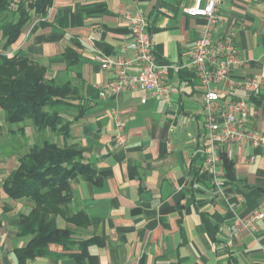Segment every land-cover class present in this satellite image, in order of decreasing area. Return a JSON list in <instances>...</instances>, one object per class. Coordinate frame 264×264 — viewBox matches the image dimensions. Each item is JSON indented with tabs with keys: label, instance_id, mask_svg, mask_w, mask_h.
Here are the masks:
<instances>
[{
	"label": "crops",
	"instance_id": "crops-1",
	"mask_svg": "<svg viewBox=\"0 0 264 264\" xmlns=\"http://www.w3.org/2000/svg\"><path fill=\"white\" fill-rule=\"evenodd\" d=\"M193 2L50 0L45 15L31 16L5 52L44 67L46 79L69 83L75 90L72 97L86 109L71 125L69 137H55L54 143L81 151L94 172L92 181L77 173L70 177V210L83 212L89 220L76 234L102 241L88 247L94 264H264V149L230 145V179L223 159L212 174L196 152L205 131V101L204 88L189 65L203 24L201 17L184 12ZM133 10L147 20L157 64L168 66V103L143 92L99 97L100 85L112 73L101 70L93 56H131L124 49L130 35L122 16ZM228 32L234 34L240 60L232 80L264 79V0H221L214 36ZM66 49L78 56L76 66H66ZM227 86L220 87L219 104L245 99L252 112L245 124L264 135V91L247 96ZM142 97L147 98L144 104ZM113 111L123 123L125 146L115 140ZM74 115L69 112L67 117ZM0 125V133L7 135L20 126L3 123L1 115ZM26 127L31 148L34 131ZM4 146L10 150L0 157V264H16L14 250L29 240L18 236L19 216L27 215L33 204L10 200L3 184L29 150L18 155L6 135ZM216 183L223 184L221 192ZM255 214L262 219L249 220ZM68 226L60 220L59 227ZM50 250L65 254L57 245ZM25 264L76 263L64 255Z\"/></svg>",
	"mask_w": 264,
	"mask_h": 264
},
{
	"label": "trees",
	"instance_id": "trees-1",
	"mask_svg": "<svg viewBox=\"0 0 264 264\" xmlns=\"http://www.w3.org/2000/svg\"><path fill=\"white\" fill-rule=\"evenodd\" d=\"M49 3L50 0H0V110L3 123L30 122L38 133L49 132L65 140L71 125L86 112L81 102L72 97L75 90L69 83L46 79L45 68L27 58L5 54L17 42L31 16H44ZM64 59L68 68L78 63V56L71 49L65 50ZM69 112L76 115L67 117ZM222 159L226 178L230 179L232 162L224 153ZM74 173L93 180L94 172L83 162L78 149L43 140L20 156L18 167L3 184L10 200H28L33 204L27 215L19 216L18 236L29 240L24 247L14 250L16 264L64 255L76 264L96 262L88 247L102 241L98 237H78L76 231L86 229L89 220L83 212L70 210V177ZM60 220L69 226L59 227ZM50 245L60 246L65 254H55Z\"/></svg>",
	"mask_w": 264,
	"mask_h": 264
},
{
	"label": "built area",
	"instance_id": "built-area-1",
	"mask_svg": "<svg viewBox=\"0 0 264 264\" xmlns=\"http://www.w3.org/2000/svg\"><path fill=\"white\" fill-rule=\"evenodd\" d=\"M220 2L221 0H194L190 7L184 9L188 16L203 19L192 47L189 65L204 88L205 131L202 145L196 152L212 174L222 161V153L228 159L231 158L228 150L230 145L246 144L252 148L264 149V135L245 124L252 116L249 103L242 98H229L222 106L219 104L222 95L220 87L225 83L228 84L227 89H242L247 96H254L259 91H264V79L246 77L232 80L231 78L233 68L239 65L240 60L232 32L214 36ZM122 20L127 24L130 35V41L124 49L131 56L94 54L93 58L100 69L112 73V78L100 85L99 97L107 99L116 97L122 92H143L168 103L170 89L165 84L168 66H160L155 60L153 41L145 16L139 10H133L125 13ZM132 68L136 70L133 72ZM146 99L142 97L140 102L144 104ZM112 116L117 131L115 140L118 145L125 146L128 140L122 130L123 123L116 111L112 112ZM215 186L221 192L223 184L216 183ZM262 217V214H255L249 220L262 219Z\"/></svg>",
	"mask_w": 264,
	"mask_h": 264
},
{
	"label": "rangeland",
	"instance_id": "rangeland-1",
	"mask_svg": "<svg viewBox=\"0 0 264 264\" xmlns=\"http://www.w3.org/2000/svg\"><path fill=\"white\" fill-rule=\"evenodd\" d=\"M0 115L3 116V112L1 110H0ZM26 126L32 127L30 125V122H26L25 124L18 126L19 129L14 131L12 135H7L4 131L0 133V146H1L0 147V157H3L4 155L6 156L8 151L10 150L9 147L4 146L5 135L9 139H12L14 152H16L18 155H23L26 152V150H29L30 144L28 143V139H27L28 129ZM31 129H33L34 131V134H32V138H33V142L31 144L32 146L42 142L43 140H49L50 142H54L56 140L55 139L56 136L52 133L45 132L41 134V133H38L33 127ZM21 130L23 134H21L20 132Z\"/></svg>",
	"mask_w": 264,
	"mask_h": 264
}]
</instances>
